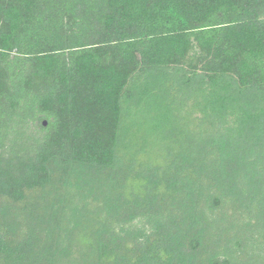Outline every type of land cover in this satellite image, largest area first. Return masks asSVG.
<instances>
[{
	"label": "trees",
	"instance_id": "obj_1",
	"mask_svg": "<svg viewBox=\"0 0 264 264\" xmlns=\"http://www.w3.org/2000/svg\"><path fill=\"white\" fill-rule=\"evenodd\" d=\"M0 264H264V0H0Z\"/></svg>",
	"mask_w": 264,
	"mask_h": 264
},
{
	"label": "rangeland",
	"instance_id": "obj_2",
	"mask_svg": "<svg viewBox=\"0 0 264 264\" xmlns=\"http://www.w3.org/2000/svg\"><path fill=\"white\" fill-rule=\"evenodd\" d=\"M192 111V108L191 110L189 108H173L172 111L162 109L153 112H135L134 118L137 126L131 129V133L138 134V139L134 137L133 143H138L140 148L146 149L148 152L145 155H150V158H154L155 161L161 160L162 155L165 154L164 148L172 142L169 139L165 141L163 132L172 131V134H175L176 131L177 134H181L187 129V123H189L188 128L190 125L194 128L193 126L197 124V119L194 116H199L197 112L200 111L195 110L196 115ZM157 127H159L158 130Z\"/></svg>",
	"mask_w": 264,
	"mask_h": 264
},
{
	"label": "water",
	"instance_id": "obj_3",
	"mask_svg": "<svg viewBox=\"0 0 264 264\" xmlns=\"http://www.w3.org/2000/svg\"><path fill=\"white\" fill-rule=\"evenodd\" d=\"M44 125H45V126L47 125V122H46V121L44 122Z\"/></svg>",
	"mask_w": 264,
	"mask_h": 264
}]
</instances>
